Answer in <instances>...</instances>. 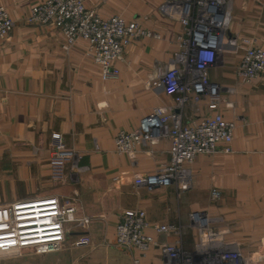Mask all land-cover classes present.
I'll list each match as a JSON object with an SVG mask.
<instances>
[{"label": "crops", "instance_id": "1", "mask_svg": "<svg viewBox=\"0 0 264 264\" xmlns=\"http://www.w3.org/2000/svg\"><path fill=\"white\" fill-rule=\"evenodd\" d=\"M43 1L0 0L15 23L11 38L0 42V204L57 197L76 207L79 222L67 225L73 234L63 253L50 258L55 264H165L156 249L142 258L116 244L126 210L182 227L179 236L149 231L159 242L203 257L238 249L247 264H264V74L249 83L237 74L248 48L243 39L264 49V0H230L226 36L209 70L210 81L221 87L219 112L236 124L232 153L200 155L186 180L152 190L136 186L134 178L170 162V137L133 155L117 153L115 138L138 130L153 109L174 105L162 75L176 63L183 28L163 10L169 0H88L102 18L122 16L161 35L136 39L107 80L85 40L66 50L58 29L28 22ZM207 105L208 99L185 105L184 122L213 116ZM54 133L81 157L77 168L68 166L59 176L50 165ZM193 213L206 217L204 231L192 224ZM83 235L92 243L73 246Z\"/></svg>", "mask_w": 264, "mask_h": 264}, {"label": "built area", "instance_id": "2", "mask_svg": "<svg viewBox=\"0 0 264 264\" xmlns=\"http://www.w3.org/2000/svg\"><path fill=\"white\" fill-rule=\"evenodd\" d=\"M88 0H44L31 9V25L58 29L64 36L66 50L78 40L89 44V55L100 67L104 80L116 74L114 63L122 60L126 49L136 39L160 40L161 35L137 21L122 16L102 18L97 9L87 7ZM230 0H169L163 10L172 21L180 23L183 35L179 37L180 52L176 63L162 75V84L174 94L173 106L157 107L145 116L134 132L121 131L115 138L116 152L133 155L148 143L156 144L164 135L171 139L170 162L156 173L137 174L136 186L148 189L168 188L189 177L190 167L200 155L232 153L236 124L219 112L224 101L221 87L209 79L223 46L229 21ZM15 23L10 13L0 6V42L11 38ZM248 46L238 69L243 82H251L264 74V49L256 47L252 39H243ZM208 99L213 116L189 123L184 122L183 108ZM53 150L50 165L56 176L68 166L77 168L81 157L67 147L62 134L52 135ZM215 199L221 195L215 190ZM76 207L63 204L57 197L36 198L0 204V256L32 251L48 255L65 248L73 234L67 228L77 223ZM192 224L204 231L208 225L200 213L190 216ZM89 220L84 219L83 224ZM157 235L179 236L182 227L175 224H156L147 219L144 211L126 210L116 228V244L124 249L138 251L142 258L152 249L165 257V264H247L238 249L212 250L208 256H197L177 244L159 242ZM87 235L72 242L75 247L89 246ZM201 257V258H198ZM136 259L134 264H140Z\"/></svg>", "mask_w": 264, "mask_h": 264}, {"label": "rangeland", "instance_id": "3", "mask_svg": "<svg viewBox=\"0 0 264 264\" xmlns=\"http://www.w3.org/2000/svg\"><path fill=\"white\" fill-rule=\"evenodd\" d=\"M61 253L63 250L48 255H36L32 251L10 253L0 256V264H55L50 258Z\"/></svg>", "mask_w": 264, "mask_h": 264}]
</instances>
